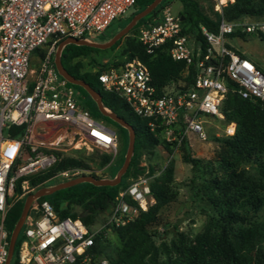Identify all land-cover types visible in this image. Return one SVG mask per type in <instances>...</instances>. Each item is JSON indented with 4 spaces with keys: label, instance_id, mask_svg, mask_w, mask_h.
I'll return each instance as SVG.
<instances>
[{
    "label": "built area",
    "instance_id": "built-area-1",
    "mask_svg": "<svg viewBox=\"0 0 264 264\" xmlns=\"http://www.w3.org/2000/svg\"><path fill=\"white\" fill-rule=\"evenodd\" d=\"M134 4L135 0H0V264L6 262L11 234L6 215L19 199L35 190L22 177L46 170L75 149H98L112 158L117 155L115 130L82 104L79 91L58 71L54 57L63 38L93 40V35L103 34ZM181 20L179 12L166 3L159 20L139 25L137 36L146 51L168 44L173 59L192 64L195 72L190 85L179 78L156 87L147 65L138 58L110 64L97 74L104 89L123 98L146 120L149 130L171 147L192 137L205 139L209 121L205 115L223 118L220 104L227 78L237 82L242 96L264 99V71L227 44L228 34L235 29L264 30V17H221L216 30L200 23L207 42L204 49L182 30ZM234 129V121L225 123L226 134ZM155 148L169 155L162 142ZM167 161L163 159L151 172L144 156L140 161L144 170L118 190L101 222L96 219L86 224L80 217L62 216L47 198L34 197L21 225L18 263L126 264L98 252L94 237L107 227L134 219L153 202L150 180ZM82 170L59 169L48 179H69Z\"/></svg>",
    "mask_w": 264,
    "mask_h": 264
},
{
    "label": "trees",
    "instance_id": "trees-1",
    "mask_svg": "<svg viewBox=\"0 0 264 264\" xmlns=\"http://www.w3.org/2000/svg\"><path fill=\"white\" fill-rule=\"evenodd\" d=\"M151 1L135 0L134 11L127 20ZM180 1L179 14L183 16L182 30L198 40L202 49L205 48L207 42L200 31V23L210 30H216L221 17L236 20L244 16H264V0H228L221 6L220 11H214V17L204 12L197 0ZM166 3L169 1L161 0L150 12L136 21L133 25V28H136V36L127 39L128 49L123 59L105 62L95 70H88L82 68V61L77 57L92 50H98L99 47L70 42L61 49V63L67 71L77 78H82L98 90L103 105L124 118L135 131L134 149L129 165L117 184L97 185L89 181H81L40 196V198H47L62 216L80 217L86 224L93 223L98 213L109 211L118 190L144 170V166L140 165L138 160L141 148L147 147L153 150L156 144L162 142L168 151H172L168 142L149 130L144 118L135 114L123 98L104 89L97 78L98 72L110 64L117 65L132 58H138L147 65L151 83L158 88L167 83L177 82L179 78L186 81V86L191 84L195 72L192 64L186 66L184 60L173 59L168 52V44L158 45L152 52L146 51L137 36L139 25L155 23L159 20V11ZM245 33V31L235 29L228 35L229 37H243ZM257 34L264 41V30H258ZM227 44L234 48L231 43ZM255 64L264 71V68L257 62ZM69 83L83 92L85 97L81 100L84 106H91L92 113L94 111L103 115L120 128L121 133L117 135L118 160L111 165L112 155L110 153L98 149L85 153L84 149H75L73 154L61 157L46 170L22 177L28 178L30 186L37 187L47 184L48 177L59 169H89L90 174L100 176L93 169L108 166L111 168V176H114L123 162L128 144L127 128L101 113L94 99L81 85ZM220 111L225 123L235 122L232 134L213 135L214 140L220 143L226 151L227 155L223 157V161L229 177L241 176V172L236 169L235 162L245 157L253 159L259 176L264 180V99L242 96L238 91L237 82L227 78V91L221 101ZM17 128L19 126L11 128V134H15ZM180 146L186 148L187 141L184 139ZM182 157L190 161L193 168L197 167V159L191 157L189 152L186 151ZM173 170L174 160L170 158L150 180V190L154 201L146 209L141 210L134 219L122 225L113 226L118 238L117 243L106 241L101 231L94 237L93 247L110 260L123 261L126 264H264V217L251 218V215L264 205V197L258 191L244 192L237 186L236 192L225 193L224 205H220L217 215L211 216L193 239H190L183 230L175 229L169 241L156 242L155 233L148 229V225L155 221L160 208L173 199L170 184L173 179ZM150 171L153 172L154 169L151 167ZM226 182L228 180H212L218 189H223ZM23 201L24 198L19 199L6 215L5 223L10 232L20 215ZM75 205L79 206L78 210L74 209ZM20 240L21 235L18 234L9 264H19L17 251Z\"/></svg>",
    "mask_w": 264,
    "mask_h": 264
},
{
    "label": "rangeland",
    "instance_id": "rangeland-1",
    "mask_svg": "<svg viewBox=\"0 0 264 264\" xmlns=\"http://www.w3.org/2000/svg\"><path fill=\"white\" fill-rule=\"evenodd\" d=\"M171 4L174 12L178 13L181 9L180 0H167ZM201 9L210 16L215 15L214 11L221 9V6L228 0L220 2L221 0H197ZM231 1V0H229ZM134 11V7L127 10L121 16L113 20V22L106 28L103 34L93 35V41L103 42L110 39V37L118 31L123 25L127 23V18ZM264 17V16H263ZM136 36V28L131 29L120 37L115 45L92 50L87 54L78 56L82 61V68L88 70H95L100 64L105 62H112L123 59L127 47V39ZM229 42L233 47L240 52L247 55L253 61L257 62L264 68V41L261 40L257 31L246 32L243 37L235 36L229 37ZM75 87V86H74ZM79 91V95L83 99L85 96L83 92ZM90 111L91 106H86ZM93 117L100 120L103 124L113 128L117 135H120V128L114 124L110 119L103 115L91 112ZM209 121L205 123L207 135L205 139L192 137L187 142V147H172L169 155L164 153L160 148L153 150L147 147L141 148L138 154L139 162L144 158L148 163L149 168L155 169L156 166L163 159L174 160L173 179L171 181V189L173 199L164 205L158 211L155 221L148 225V229L155 233V240L169 241L173 236L175 229L183 230L190 239H193L197 232H199L207 220L211 216L217 215V210L220 205H224L223 199L225 193L236 192L237 188L244 192L250 190L258 191L264 197V180L259 176L255 162L251 158H241L235 162L237 171L241 172V176L230 178L225 169L223 157L226 151L223 146L214 140L213 135H225V122L222 119L214 118L210 115H205ZM120 139V138H119ZM121 144V142H120ZM92 150H84L88 153ZM120 151V149H119ZM189 152L190 156L197 159V167L193 168L190 161L183 159V154ZM118 155L112 158L111 165H114L118 160ZM95 167V166H93ZM101 177L111 176V168L105 166L103 168L93 169ZM82 172L89 173V169H83ZM129 178V177H128ZM126 178V179H128ZM65 177L57 176L47 180V184H53L58 181L65 180ZM125 179V180H126ZM228 180L223 189H218L212 183V180ZM39 185L35 187H41ZM154 201V200H153ZM74 209L78 210L79 206L75 205ZM106 212L98 213L97 219L101 222L105 219ZM264 217V205L261 209L251 215L252 219H261ZM23 226L18 234L22 235ZM104 235L106 241L110 243H117L118 238L113 227L105 228Z\"/></svg>",
    "mask_w": 264,
    "mask_h": 264
},
{
    "label": "water",
    "instance_id": "water-1",
    "mask_svg": "<svg viewBox=\"0 0 264 264\" xmlns=\"http://www.w3.org/2000/svg\"><path fill=\"white\" fill-rule=\"evenodd\" d=\"M160 1L161 0H152L147 5H145L142 9L135 12L131 16V18L127 21V23L125 25H123L118 31H116L110 37V39H108L107 41L98 42V41H93V40H89V39H85V38H81V37L67 36V37L63 38L58 43L57 49L55 52V57H54V62H55V65H56L58 71L69 82L81 85L89 93V95L94 99V101L96 102V105H97V107L101 113L109 116L110 118H112L113 120H115L116 122H118L119 124H121L122 126L127 128V130H128V144H127V148H126V151L124 154L123 162L113 177H101V176H94L90 173H80V174H78L74 177H71L69 179H65L63 181H58V182L53 183L51 185H43V186L38 187L37 189L29 192L24 198L23 206H22L20 215H19L13 229L11 230V234H10V238H9V245H8V255H7V259H6L5 264L10 263V259H11L12 254H13L16 238H17V235L20 231L23 218L27 212V209L29 207L31 200L34 197H38V196L47 194V193L52 192L56 189L66 187V186H69V185H72V184H75V183L81 182V181H89V182H92V183L97 184V185L117 184L121 180L122 174L126 171L128 165H129V162H130L131 155L133 153L134 139H135V131H134L133 126L130 123H128L124 118H122L121 116H119L118 114H116L115 112L111 111L109 108H107L103 105L101 94L98 90L93 88L88 82H86L82 78H77L67 71V69L61 63V59H60V53H61L62 47L66 43H70V42L76 43V44H88V45H92V46H96V47H100V48L108 47V46L112 45L118 38H120L125 33H127L139 18H141L142 16H144L148 12H150ZM181 18H183L182 15H181Z\"/></svg>",
    "mask_w": 264,
    "mask_h": 264
},
{
    "label": "bare ground",
    "instance_id": "bare-ground-1",
    "mask_svg": "<svg viewBox=\"0 0 264 264\" xmlns=\"http://www.w3.org/2000/svg\"><path fill=\"white\" fill-rule=\"evenodd\" d=\"M223 1H225V0H221L220 2H223Z\"/></svg>",
    "mask_w": 264,
    "mask_h": 264
}]
</instances>
